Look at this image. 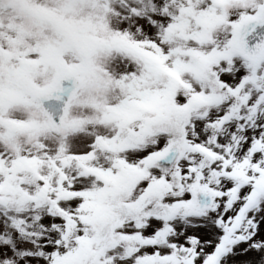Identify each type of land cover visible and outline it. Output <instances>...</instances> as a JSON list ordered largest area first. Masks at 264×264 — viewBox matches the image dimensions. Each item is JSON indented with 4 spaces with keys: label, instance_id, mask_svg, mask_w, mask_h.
I'll list each match as a JSON object with an SVG mask.
<instances>
[{
    "label": "snow or ice",
    "instance_id": "obj_1",
    "mask_svg": "<svg viewBox=\"0 0 264 264\" xmlns=\"http://www.w3.org/2000/svg\"><path fill=\"white\" fill-rule=\"evenodd\" d=\"M0 264H264V0H0Z\"/></svg>",
    "mask_w": 264,
    "mask_h": 264
}]
</instances>
